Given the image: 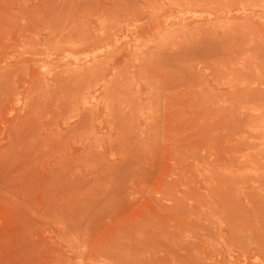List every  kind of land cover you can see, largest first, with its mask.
<instances>
[{
	"label": "rangeland",
	"instance_id": "374dc122",
	"mask_svg": "<svg viewBox=\"0 0 264 264\" xmlns=\"http://www.w3.org/2000/svg\"><path fill=\"white\" fill-rule=\"evenodd\" d=\"M247 263L264 0H0V264Z\"/></svg>",
	"mask_w": 264,
	"mask_h": 264
},
{
	"label": "bare ground",
	"instance_id": "6f19581e",
	"mask_svg": "<svg viewBox=\"0 0 264 264\" xmlns=\"http://www.w3.org/2000/svg\"><path fill=\"white\" fill-rule=\"evenodd\" d=\"M244 17L247 16V14H243ZM8 17V16H7ZM106 54H110V53H106ZM102 56L104 55H94L92 56L91 58H85V59H77L75 61H73L72 63H68L70 64V67L71 69L73 70H82V72L84 71V69L88 68L89 67V64L92 63V65H95L99 60H101ZM90 65V66H92ZM86 67V68H85ZM45 69V68H44ZM2 74V72H1ZM51 74V73H50ZM50 77V76H49ZM35 85V83H34ZM86 115H83V117L85 116V118H90V119H93L96 117V113L93 112V111H86L85 112ZM80 119V118H79ZM124 166V165H123ZM122 165L121 163L118 165V168H121ZM248 264V263H247Z\"/></svg>",
	"mask_w": 264,
	"mask_h": 264
}]
</instances>
